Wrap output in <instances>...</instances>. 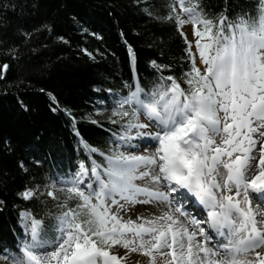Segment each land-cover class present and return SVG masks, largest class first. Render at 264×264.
<instances>
[{
  "label": "snow or ice",
  "instance_id": "snow-or-ice-1",
  "mask_svg": "<svg viewBox=\"0 0 264 264\" xmlns=\"http://www.w3.org/2000/svg\"><path fill=\"white\" fill-rule=\"evenodd\" d=\"M137 4L154 17L147 0ZM179 6L154 18L174 21L185 41L180 77L152 60L160 79L149 88L128 47L134 83L108 89L105 119L118 125L105 129L109 147L84 140L72 117L86 159L17 193L39 200L50 222L20 211L23 233L0 247L3 264H264V0L235 17L209 16L199 0ZM189 197L206 219L190 214ZM137 204L153 209L133 219Z\"/></svg>",
  "mask_w": 264,
  "mask_h": 264
},
{
  "label": "trees",
  "instance_id": "trees-1",
  "mask_svg": "<svg viewBox=\"0 0 264 264\" xmlns=\"http://www.w3.org/2000/svg\"><path fill=\"white\" fill-rule=\"evenodd\" d=\"M147 3L154 17L167 15L173 7V0ZM199 3L209 16L227 9L235 17L241 10L255 15L260 0ZM154 17L137 0H0V247L21 238L20 211H33L50 222L39 200L25 201L17 193L68 173L86 159L72 117L84 140L109 147L105 129L118 125L105 119L108 112L97 114L96 109L112 104L108 89L126 93L124 83H134L129 46L144 85L151 88L160 79L152 60L172 65L165 76L180 77L187 63L181 59L185 41L174 21ZM88 117L99 119L105 128ZM48 208L57 211L51 203Z\"/></svg>",
  "mask_w": 264,
  "mask_h": 264
},
{
  "label": "rangeland",
  "instance_id": "rangeland-1",
  "mask_svg": "<svg viewBox=\"0 0 264 264\" xmlns=\"http://www.w3.org/2000/svg\"><path fill=\"white\" fill-rule=\"evenodd\" d=\"M173 7H175L176 11L179 12L180 11V6H179V0H173ZM185 31H187L189 38L192 39L193 41L195 40V37L192 36V32H191V25H185L184 26ZM193 48H195V45L193 43ZM197 58H198V53L196 54ZM112 104L110 105L109 108H106L105 111L108 112L106 115H110V108H111ZM105 111L103 113H105ZM103 113H101L103 115ZM142 205H146V206H152V205H148V204H142ZM153 207V206H152ZM139 214V213H137ZM135 215V214H134ZM135 217V216H134ZM133 215L132 218L134 219ZM22 231H23V227H22ZM0 264H3L2 261H0Z\"/></svg>",
  "mask_w": 264,
  "mask_h": 264
},
{
  "label": "bare ground",
  "instance_id": "bare-ground-1",
  "mask_svg": "<svg viewBox=\"0 0 264 264\" xmlns=\"http://www.w3.org/2000/svg\"><path fill=\"white\" fill-rule=\"evenodd\" d=\"M149 205V204H148ZM191 206V205H190ZM262 207H264V205H262ZM153 207L152 206H146V205H142V204H137L135 205V211L132 213L133 217L137 215V213L139 214H143V215H149V211H145V210H152ZM135 214V215H134ZM134 217V219H135ZM123 251V250H121ZM134 258H138V259H146V258H143L141 256H139V254H132Z\"/></svg>",
  "mask_w": 264,
  "mask_h": 264
}]
</instances>
